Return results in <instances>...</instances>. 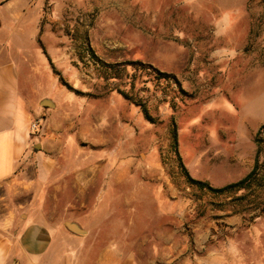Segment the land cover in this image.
<instances>
[{"label": "crops", "instance_id": "obj_1", "mask_svg": "<svg viewBox=\"0 0 264 264\" xmlns=\"http://www.w3.org/2000/svg\"><path fill=\"white\" fill-rule=\"evenodd\" d=\"M27 4L3 3L0 264H264V185L220 195L199 189L169 173L165 158H138L135 129L114 126L112 114L91 111L96 121H83L85 102L60 90L36 103L45 77L53 81V62L33 33L17 39ZM116 105L99 101V111ZM41 116L46 123L33 133ZM245 126L198 144L195 170L178 146L191 177L223 188L256 170L264 182V131L256 141L264 121Z\"/></svg>", "mask_w": 264, "mask_h": 264}, {"label": "rangeland", "instance_id": "obj_2", "mask_svg": "<svg viewBox=\"0 0 264 264\" xmlns=\"http://www.w3.org/2000/svg\"><path fill=\"white\" fill-rule=\"evenodd\" d=\"M4 1L0 48L9 41ZM26 1L23 20L15 26L25 31L17 39L29 42L33 33L34 45H43L53 62L48 67L53 81L45 77L47 89L36 103L60 90L85 102L83 121H96L88 116L91 111L112 114L114 126L135 129L138 158H165L169 173L182 172L173 148L175 122L180 151L195 170L198 144L218 138L220 129L264 121V0ZM92 54L108 63L140 60L173 75L179 85L156 73L135 74L131 66L128 77L106 79ZM99 101L117 105L99 111ZM39 118L46 123V116ZM86 149L99 148L87 144ZM21 196L23 203L30 199Z\"/></svg>", "mask_w": 264, "mask_h": 264}, {"label": "trees", "instance_id": "obj_3", "mask_svg": "<svg viewBox=\"0 0 264 264\" xmlns=\"http://www.w3.org/2000/svg\"><path fill=\"white\" fill-rule=\"evenodd\" d=\"M88 50L92 52L91 48H89ZM92 55L96 60H98L99 65L101 66L103 77H105L106 79L121 80L123 79V77H128L130 75L129 66H131L135 74L139 71H145L147 74L156 73L159 80L165 79L168 83L174 81L175 84H178V81L175 79L173 75L159 72V70H157V68H154V66H152L151 64L144 63L140 60L129 61V62L125 61V62L108 63V62H105L103 60L96 58L94 54ZM125 96L128 98L126 94ZM143 112L148 119H152L145 106H143ZM263 131H264V126L261 127V130L256 137L257 142L262 141L259 139V136L260 134H262ZM172 134H173V139H174L173 148H174V151L176 153V156L179 162V167L190 185H194L198 187L199 189L207 190L217 195L224 194L227 192L249 190L253 188L254 185H258V186L264 185L263 180H261L260 177H258L256 170L252 171L247 177L240 180L239 182L227 185L223 188H214L207 182L193 179L190 176L189 172L187 171L186 167L184 166L182 158L180 157L179 152H178V131H177L175 122H173ZM247 197L248 195H245L241 197L240 199H247Z\"/></svg>", "mask_w": 264, "mask_h": 264}, {"label": "built area", "instance_id": "obj_4", "mask_svg": "<svg viewBox=\"0 0 264 264\" xmlns=\"http://www.w3.org/2000/svg\"><path fill=\"white\" fill-rule=\"evenodd\" d=\"M43 118L35 119L31 124V129L33 133H38V131L41 129L43 125Z\"/></svg>", "mask_w": 264, "mask_h": 264}, {"label": "water", "instance_id": "obj_5", "mask_svg": "<svg viewBox=\"0 0 264 264\" xmlns=\"http://www.w3.org/2000/svg\"><path fill=\"white\" fill-rule=\"evenodd\" d=\"M0 28H1V21H0ZM44 104L47 106L52 105L51 101H49V100H45Z\"/></svg>", "mask_w": 264, "mask_h": 264}]
</instances>
